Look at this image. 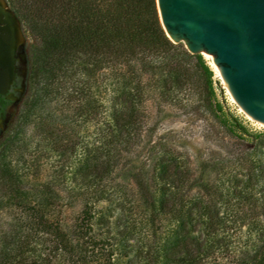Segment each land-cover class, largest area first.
<instances>
[{"label": "trees", "instance_id": "16d2710c", "mask_svg": "<svg viewBox=\"0 0 264 264\" xmlns=\"http://www.w3.org/2000/svg\"><path fill=\"white\" fill-rule=\"evenodd\" d=\"M5 2L34 43L32 101L0 138V187L18 208L0 228V264H264V133H250L218 101L213 70L167 38L156 1ZM153 106L156 117L162 106L203 117L205 142L230 138L239 153L177 154L155 139ZM33 107L47 144L28 161L20 137ZM19 143L12 167L8 152ZM142 149L155 158L135 164ZM43 159L60 168L30 192L18 165L30 171ZM215 171L217 185L207 178ZM77 202L67 220L64 208Z\"/></svg>", "mask_w": 264, "mask_h": 264}, {"label": "water", "instance_id": "95a60500", "mask_svg": "<svg viewBox=\"0 0 264 264\" xmlns=\"http://www.w3.org/2000/svg\"><path fill=\"white\" fill-rule=\"evenodd\" d=\"M155 1L167 38L183 44L192 55L211 59L232 101L245 116L264 126V0ZM0 20L6 25L3 45L9 56L14 36L21 30L4 0ZM2 69L0 92L12 80L10 65Z\"/></svg>", "mask_w": 264, "mask_h": 264}, {"label": "rangeland", "instance_id": "374dc122", "mask_svg": "<svg viewBox=\"0 0 264 264\" xmlns=\"http://www.w3.org/2000/svg\"><path fill=\"white\" fill-rule=\"evenodd\" d=\"M5 1V0H4ZM6 3V2H5ZM1 4V0H0ZM7 5V4H6ZM9 8V6L7 5ZM10 9V8H9ZM21 30V43L22 48H24L27 57L29 56V46L34 43L33 38L28 34V32L24 31L23 28L20 27ZM183 45V44H182ZM184 47V45H183ZM185 48V47H184ZM204 60L207 62V64L210 66V68L213 70V87L215 90L216 97L219 102L224 106L226 110H229L231 113H233L236 117H238L241 122L244 124L246 129L250 133H264V126L254 123L252 120H250L248 117L244 115V113L236 106V104L232 101L230 95L228 94L226 88L224 87L222 81L218 77V72L215 69V67L212 65V61L209 58H204ZM214 67V68H213ZM22 100L19 103L17 110L12 118V120L9 123L8 128L6 131H10L12 129L17 120L19 115L22 113L24 109V105L29 100L32 101V97L28 98V90L22 94ZM106 99L111 98V93L105 95ZM54 105V104H53ZM53 105L50 104L48 107L53 108ZM150 113H151V119L149 120L152 122L153 120L158 121V130L156 133L157 141L163 143L164 145H167L174 149L177 154L185 153V155L188 157H191L194 161V158H206L210 159L211 161L215 158L219 157H232L234 155H237L239 151L237 150V147L235 145H232L235 141H233L230 138L225 137L224 143H221V140H218L219 143H207L203 139L205 134V124H204V118L200 117L199 115L195 113H191L189 110H185L182 108H177L176 106H162L161 110L162 112L159 114V116L156 117V108L150 107ZM34 109V107L30 110V114H28V121L23 127L21 128V137L23 139V142L26 143V150L22 149L23 144L19 143L14 146H12L10 149V152H8L7 161L11 163V166L13 167L17 160H20L22 153L24 152L25 157H27V160L29 161V154L31 156H35L36 151H38V146L46 147L47 144L42 137L39 135V133L36 130V127L32 125V120L34 119V114L39 113V110ZM5 131V132H6ZM88 132L91 134H94V127L90 126L88 128ZM83 134V133H82ZM93 136V135H92ZM218 139V138H217ZM91 141V140H90ZM258 139H253L252 142L249 145H246L247 147H251L254 143H258ZM238 149H241V146H238ZM260 150V153L258 152L259 157H262L261 151L264 153V147L262 149L258 148ZM27 151V152H26ZM45 151V149H44ZM48 151V150H47ZM45 151V152H47ZM154 151H157L154 150ZM138 159L135 161V164L148 163L149 160H152L155 158L154 152L152 150L146 151L145 149H142L139 153ZM263 158V157H262ZM17 165V164H16ZM195 165V164H194ZM16 167V166H15ZM24 165L19 164L18 165V173L22 175V178L27 179L29 183L28 184V191L32 192L34 190V182L39 181L43 183L50 182L52 178L54 177L55 173L54 171H57L58 168H60L56 162H52V160L43 159L40 162V166L37 169H31L30 171L25 170ZM62 173V172H61ZM24 175V176H23ZM58 176V175H56ZM62 175H59L58 177H61ZM214 184L220 183V180L222 179L219 177V173L217 171L212 172L211 175L207 176ZM224 180L226 177L223 178ZM37 183V182H35ZM65 185H61L59 187V192L62 194V197H65ZM131 195V188H128ZM5 192L0 187V228H6V226L12 222V212L13 214L17 212L18 208L14 206V204H8L11 203L6 199ZM80 208V203L77 202L71 207L64 208V211H66V219L68 220L69 217H72L75 215ZM14 216V215H13ZM262 221L261 218H257L256 221ZM259 221V222H260Z\"/></svg>", "mask_w": 264, "mask_h": 264}, {"label": "flooded vegetation", "instance_id": "af4514ba", "mask_svg": "<svg viewBox=\"0 0 264 264\" xmlns=\"http://www.w3.org/2000/svg\"><path fill=\"white\" fill-rule=\"evenodd\" d=\"M2 20H5V17ZM5 26L4 23L0 22V80L2 77L5 78L2 75V67L7 66V64L10 65L12 71V80L8 88L0 92V138L8 128L22 100V94L27 89L28 80V57L24 48H22L21 35L15 34L11 46L12 53L9 56L6 55L3 45L6 33L2 31ZM23 53L24 58L22 57Z\"/></svg>", "mask_w": 264, "mask_h": 264}, {"label": "bare ground", "instance_id": "6f19581e", "mask_svg": "<svg viewBox=\"0 0 264 264\" xmlns=\"http://www.w3.org/2000/svg\"><path fill=\"white\" fill-rule=\"evenodd\" d=\"M211 60V59H210ZM214 68V67H213ZM216 69V68H215ZM247 117V116H246ZM249 118V117H248ZM250 119V118H249ZM251 120V119H250ZM255 123V122H254ZM256 124H258V123H256ZM260 125V124H259ZM263 126V125H262Z\"/></svg>", "mask_w": 264, "mask_h": 264}]
</instances>
